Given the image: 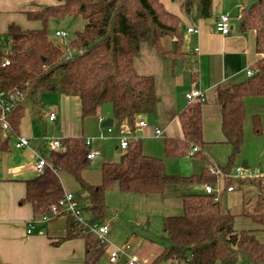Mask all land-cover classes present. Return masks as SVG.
I'll list each match as a JSON object with an SVG mask.
<instances>
[{
  "label": "trees",
  "instance_id": "trees-1",
  "mask_svg": "<svg viewBox=\"0 0 264 264\" xmlns=\"http://www.w3.org/2000/svg\"><path fill=\"white\" fill-rule=\"evenodd\" d=\"M213 2L182 0L181 5L186 15L209 18L213 14ZM25 13L27 19L37 22L38 26L25 29L13 22L6 32L9 48L2 49L0 45V93L18 92L8 115L11 130L5 133L0 126V150L7 149L11 139L19 136L20 124L27 112L42 116L41 112L37 113L40 108L36 110V107L44 105L42 95L48 92L77 97L82 120L95 116L101 106L110 103L117 130L126 124L133 134L138 121L157 115L160 96L155 78L138 73L134 61L144 43L164 59L175 61L180 57L184 23L178 14L166 9L162 0H58ZM66 17L86 20L82 29L68 41L73 49L71 56L67 55L66 47L62 48L49 35L51 23ZM240 28L255 32L259 59L255 75L218 87V98L223 106L222 130L232 151L225 166H216L225 173L229 183L228 175L244 140V99L264 96V0L243 9ZM168 39H171V48L165 45ZM6 60L9 63L4 65ZM179 117L184 136L165 138V155H186L192 145H198L200 149L194 155L204 156L201 103H192ZM253 128L257 134L262 132L260 117H254ZM87 148L85 137H67L62 149L51 151L49 165L43 172L26 180V195L20 202H29L38 216L49 212L64 196L59 171L72 175L88 197V205L81 206L83 212L89 213L85 223L68 213V232L54 244L84 236L93 225L105 223L106 191L115 184L125 192L164 194L170 186L214 184L219 178L209 167L191 175L169 173L164 158L145 154L141 139L135 136L118 161L102 163L101 182L92 184L83 176V171L91 164ZM237 182L241 188L251 185L256 189L254 199L245 193L246 203L254 200L253 210L245 214L264 229V184L256 179L240 178ZM181 199L183 213L163 218L162 232L167 243L155 262L264 264V242L253 230L235 229L236 214L223 210L213 194L191 192L182 194ZM88 245L87 252L90 251ZM104 252L105 244L100 243L86 264H96ZM0 264L7 263L0 261Z\"/></svg>",
  "mask_w": 264,
  "mask_h": 264
},
{
  "label": "crops",
  "instance_id": "crops-1",
  "mask_svg": "<svg viewBox=\"0 0 264 264\" xmlns=\"http://www.w3.org/2000/svg\"><path fill=\"white\" fill-rule=\"evenodd\" d=\"M56 2L58 0H0V37L7 35L8 26L13 22L19 23L25 29L37 27L38 23L29 21L25 11ZM250 2V0H214L213 14L209 18L179 14L184 23L182 50L185 51V55L175 61L162 58L154 48L149 47L146 43L141 46V53L134 61L135 68L140 74L154 76L160 101L155 122L150 125L149 117H146L148 125L146 127L137 126L134 134L126 124L117 130L111 107L105 111L101 106L95 116L82 120L80 100L66 94L59 93L60 105L58 109L51 110L57 114L55 120L49 119L51 111L43 116L27 112L20 124L19 135L27 136L30 145L17 148L15 141L18 136H16L11 139L7 149L0 150L1 262L7 264H86L91 253L100 246L98 241L99 244L95 248L92 247L88 233L54 244L68 232L67 216H60L47 223L42 221L40 216L34 214L29 202H20L26 195V180L38 175L34 166L36 155L40 154L49 161L50 153L53 150L49 146L48 150H46L47 147L45 148L46 143L51 144L50 138H54L53 135L47 134V128L44 130L43 137L38 138L33 134L35 122L41 124L50 122L59 125L63 137L60 139L63 140L70 136L93 137L92 146L101 150L98 157H101L102 163L118 161L120 159L118 157H121L126 151L121 148L122 136L135 135L141 139L144 153L164 158L166 169L169 171L167 160L176 157L165 155V138H183L184 132L179 114L192 104L188 102L186 93L200 88L206 93L207 100L201 104L203 139L205 141L201 152L204 156L200 154L192 156L196 157L195 161L200 166L197 173L211 165L225 166L227 164L232 146L226 141L222 130L223 106L218 98V87L237 83L247 77L246 70L248 68H256L259 55L255 47V32L242 30L240 24L237 25L232 19L234 17L231 16V13L234 12L240 21L243 9L250 6L252 4ZM221 13H228L231 17L232 28L228 34H222L215 29L216 18ZM193 25L197 31L188 32L187 29ZM53 26L56 27L55 24ZM244 100L246 106L244 140L241 151L236 156L233 169L236 166H243L247 170L264 173V96H247ZM29 109L30 106L27 111ZM255 116L260 117L262 122V132L259 134L255 133L253 128ZM110 117L114 119L113 126H105L104 120ZM100 118L103 120L100 121ZM156 128L162 130L160 136L156 135ZM118 148L122 149L120 155L114 152V149ZM90 169L91 166L83 171L84 178L92 184H99L102 172L100 181L97 179L94 181L91 180ZM169 173L173 172L169 171ZM58 175L64 191L77 193L79 198L84 197L85 205H88L86 193L80 189L81 186L75 179L74 182L71 180L70 176H73L63 170L59 171ZM238 179L240 178L231 177L229 183L228 178L219 177L214 183V186L220 190L219 202L222 209L235 213L236 217L241 214L247 215L245 212L249 211L246 209L244 188L253 193L256 192V189L251 185H245L244 188L239 187ZM241 179L261 180L260 178ZM233 181L235 184H232ZM228 183L233 185L235 190L228 191L227 187L230 186ZM204 185H185L183 193L177 192L176 197L185 193L204 192ZM171 187H168L164 194L125 192L120 190L117 184L110 189L118 190L120 197L133 200L131 204L139 207H141L140 201H138L141 199L139 197L143 196L137 195H152L148 199L160 202V208H156L155 211H157L156 214L159 215L162 224L165 216L172 215L169 214L170 211L166 210V205L163 202ZM110 189L106 191L107 205V193ZM78 190L82 191L83 196ZM80 205L83 206L82 203ZM180 209L183 211V204ZM134 210H136L135 207L129 209L131 212ZM142 210L147 215H151L149 212L151 207L148 204L145 205V208L142 207ZM174 210H178V208ZM115 217L116 214L110 217L108 213L105 221L110 225L107 242L109 257L115 247L128 245V255L143 264H187L173 261L155 262L164 246H157L153 239V233L147 232V235L142 236L134 234L129 237L124 232H118L112 227V220H115ZM29 224L33 225L30 233L27 232ZM122 236L124 237L122 238ZM87 245L90 246L89 252H87ZM103 256L104 254L96 264H127L128 261L127 255H121L116 262H111L108 257L107 260L100 263Z\"/></svg>",
  "mask_w": 264,
  "mask_h": 264
},
{
  "label": "rangeland",
  "instance_id": "rangeland-1",
  "mask_svg": "<svg viewBox=\"0 0 264 264\" xmlns=\"http://www.w3.org/2000/svg\"><path fill=\"white\" fill-rule=\"evenodd\" d=\"M250 1H251L250 2L251 4L253 3V1L255 2L257 0H250ZM181 2L182 0H163V3L166 6V9L173 11L175 13H178V15L183 14ZM235 15L236 14H234V12L231 13V16L234 17L232 19L237 23V25H239L240 21L238 18H236ZM85 23H86V20L83 17H66L62 20H55L50 25L49 35L57 44H60L62 48H64L65 41L72 40L73 37L75 36L76 31L79 29H82ZM53 24H55L56 27H54ZM55 29L65 30L68 33L67 37L63 38V37L57 36L55 34ZM0 44H1L2 49L9 48L10 43H9V39L7 35H3L0 37ZM165 45L167 48H171L172 46L171 39H168ZM184 54H185L184 50H180L178 52V56H182ZM60 98H61L60 94L56 92L44 93L42 95L44 105L42 107H36V110L40 108V111H37V113L41 112L43 116L45 113L49 114V112L54 108L58 109L60 105ZM110 107L112 108V105L110 103H106L103 105V108L105 111L107 110V108H110ZM149 122H150V125H152L155 122V117L150 116ZM45 128H47L48 135L50 136L53 135L54 138H63L61 136L62 134H61L60 126L54 123L52 124L50 122L47 124L45 123L41 124V123L35 122L33 126V134L35 135V137H38V138L43 137L45 133L44 131ZM50 145L51 144L46 143V146H45V148L47 147L46 150H48V146L50 148L52 147ZM121 151L122 149L120 148H118L117 150L114 149L115 153L117 154L119 153L118 155H120ZM118 158H120V156ZM195 160H196V157H192L189 154L181 155L176 158H169L167 160L168 170L172 171L173 173L182 174V175H190V174L197 173L200 166L199 164L197 165V162ZM90 166H91V169L89 172H90L91 180L93 179L95 181V179H97V181H100L101 166H102L101 157H98L94 161H92ZM70 178L74 182V178L71 176ZM233 183L235 184V181H233L232 184ZM228 185L230 184L228 183ZM184 186L185 185L172 186L169 193H167V196L165 197L163 202L166 205V210L170 211L169 214L180 215L183 213V211L180 209L182 207L181 196L176 197V195H177V192L179 191L183 193ZM81 190H78V192L83 196V193ZM243 191H245L246 195L250 194L252 196L251 199L252 198L254 199L256 197L255 193L251 192L250 190H246L244 188ZM137 196H143V197H139L141 199L138 200L140 201L141 207L133 206L131 204L133 200L129 198L120 197L118 190H115V189L109 190V192L107 193L108 209H107L106 215L109 213L110 217L111 216L113 217L114 214H116L115 220H112V227L115 228L116 231L118 232H121V231L124 232V234L128 235L129 237L134 236V234H137L138 236L147 235V232H151L154 235L153 239L155 240V243L157 244V246L159 245L164 246L167 243V241L165 239L164 233L162 232L161 220L159 218V215L156 214L157 211H155L156 208H160V202L151 201L153 199H148V197L152 195H145V196L137 195ZM79 201L80 203H82L83 206H86L85 205L86 201L84 197L79 198ZM253 201L254 200H252L249 203H246V209H248L249 211H252L254 208ZM147 204L151 207V210L149 211L151 215H147L146 213H144V210H142V207L145 208V205ZM132 207L136 208L134 212L129 211V209L130 208L132 209ZM175 208L176 209L178 208V210H174ZM84 216L86 218L89 216L88 211H85ZM148 219H149V222H148ZM234 227L237 230H242V229L253 230L255 231L257 237L262 242H264V229L262 228L260 224L253 222L249 216L243 215V214L237 216L235 219ZM123 237L124 236H122V238ZM88 239L92 243L93 248H95L99 244L96 236L91 230L88 233ZM105 246H106L105 247L106 251L100 263H103V261L107 260L109 257L108 243H106ZM216 264H220V263L217 262ZM238 264H244V262L240 261Z\"/></svg>",
  "mask_w": 264,
  "mask_h": 264
},
{
  "label": "built area",
  "instance_id": "built-area-1",
  "mask_svg": "<svg viewBox=\"0 0 264 264\" xmlns=\"http://www.w3.org/2000/svg\"><path fill=\"white\" fill-rule=\"evenodd\" d=\"M232 25H231V17L228 13H221L215 21V29L221 32L222 34H228L231 31ZM188 32H195L197 31V28L195 25L189 27L187 29ZM55 34L60 37H67L68 33L65 30L55 29ZM65 47H66V53L68 56H71L73 54V49L68 44V41H65ZM9 61L6 60L4 62L5 64H8ZM256 69L255 68H248L246 70V76L251 77L255 75ZM18 93V92H17ZM17 93H10L9 95H5L0 93V126L1 130L3 132H8L11 130V123L9 121L8 115L11 111L14 103L17 100ZM186 98L189 103H204L207 100L206 93L202 91L200 88H195L189 92L186 93ZM57 117L56 112L53 110L49 114L50 120H55ZM103 118H100V121H102ZM148 125L146 119H142L138 121V127H146ZM155 133L157 136H160L162 134V130L160 128H156ZM133 137L135 136H122L121 140V148L126 150L131 141L133 140ZM93 137H86L85 143L88 146L87 148V158L92 162L94 161L100 154L101 150L94 148L93 145ZM52 148L54 150H60L64 146V140L60 138H50ZM30 145V140L27 136L19 135L17 137V140L15 141V146L17 148L27 147ZM200 147L198 145H192L190 150L188 151V154L190 156H193L196 152H198ZM49 165V161L41 156L40 154L36 155V161H35V169L38 174L42 173L44 168ZM209 170L212 174H216L219 177H225L224 172L218 167V166H210ZM228 177H239V178H260L262 182L264 183V173L263 172H254L251 170H247L243 166H236L234 167L233 171L228 175ZM228 191L235 190V187L233 185H230L227 187ZM204 191L208 194H213L216 201H219V188H216L214 184H205L204 185ZM74 215L81 223H85L86 217L84 216V212L82 210V207L79 203V197L74 192H65L64 196L61 197L57 203L53 204L49 212H46L40 216L41 220L47 223H50L54 219L60 217V216H66L67 214ZM33 225L29 224L27 232H32ZM91 231L96 235L99 243L106 244L108 242V235L110 233V225L105 222L103 224H95L91 227ZM128 245L126 246H117L115 247L111 253H110V261L116 262L118 258L121 255H127L128 261L127 264H143L139 261H137L136 258L131 257L128 255L127 252Z\"/></svg>",
  "mask_w": 264,
  "mask_h": 264
},
{
  "label": "water",
  "instance_id": "water-1",
  "mask_svg": "<svg viewBox=\"0 0 264 264\" xmlns=\"http://www.w3.org/2000/svg\"><path fill=\"white\" fill-rule=\"evenodd\" d=\"M54 27H55V26H54ZM0 45H1V44H0ZM113 121H114V119H113L112 117H110V118L105 119L104 122H103V124H104L105 126H113Z\"/></svg>",
  "mask_w": 264,
  "mask_h": 264
}]
</instances>
